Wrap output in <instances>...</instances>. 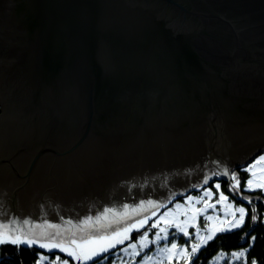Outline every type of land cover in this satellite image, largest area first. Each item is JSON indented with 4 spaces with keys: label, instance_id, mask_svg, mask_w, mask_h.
<instances>
[{
    "label": "water",
    "instance_id": "obj_1",
    "mask_svg": "<svg viewBox=\"0 0 264 264\" xmlns=\"http://www.w3.org/2000/svg\"><path fill=\"white\" fill-rule=\"evenodd\" d=\"M1 111L0 223L148 221L264 150V0H0Z\"/></svg>",
    "mask_w": 264,
    "mask_h": 264
},
{
    "label": "snow or ice",
    "instance_id": "obj_2",
    "mask_svg": "<svg viewBox=\"0 0 264 264\" xmlns=\"http://www.w3.org/2000/svg\"><path fill=\"white\" fill-rule=\"evenodd\" d=\"M242 170L248 173V178L244 184V191L251 192L258 190L264 193V154L260 155L258 158H254L253 162L249 163ZM219 174L228 175L229 173L225 170ZM212 175H217V173L213 172ZM208 180L209 177L206 176L204 178V184H207ZM231 180L233 183L231 184L230 191L238 192L241 184L238 174L233 173L231 175ZM215 188L219 190L220 185L216 184ZM212 196L213 192L209 189L203 193V197L195 198V203H192L194 198L189 196L188 208H184L183 205L177 204V210L184 209L183 213H181L185 216L183 221L166 220V217L173 215V213L165 212L156 223L151 225L152 228H157L160 221H165L169 226L175 227L177 233H182L184 237L192 236L188 231L189 227L195 228L194 238L191 239L190 243L186 241L185 246L180 247L173 240L170 245L165 243L164 246L159 249L162 257L167 258V264H173L174 260L177 264H179L180 261H183V264H191L201 248L205 247L210 241H213L219 233L233 232L236 229L243 228L246 216L249 214L248 210L244 206H234L233 203L229 202V198L222 192L216 203L223 205V218L207 215L205 216L203 228L196 225L195 222L198 215L204 214L210 208H215L214 204L208 203V200H203L204 197L211 199ZM242 199H247L250 205L253 204L251 198L242 196ZM201 200H203L205 206L203 208H197L196 204L201 203ZM147 205L152 208L163 206L157 205L151 200L147 201ZM143 208L144 204L142 203L140 209ZM133 211H138V209H133ZM189 213L191 214L189 215ZM251 213V221L253 223L257 222L258 217L256 215L255 206L252 207ZM155 214V212L152 213V215ZM146 222L147 218L109 231L108 229L111 228V224H100V218H97L96 223L93 224L91 218H89L79 226L78 231L81 233L79 236L70 229L65 230V232L70 233V235L65 236L64 232H62L57 225L47 226L53 229V232L42 231L37 234L33 228L39 226L30 227L25 231L22 227L15 226L14 223H0V245L10 244L17 247L26 246L29 248L38 245L41 249H59L60 252L67 253L69 257H72L75 261L79 262V264H88V262L94 261L95 258L101 257L102 254L109 253V251L115 249L117 245H123L126 240L130 239L129 234L132 230H138V227L142 228ZM261 222L264 223V219H262ZM24 224L27 225L28 221H24ZM97 225L99 226L97 227ZM90 229H94V231ZM161 233L164 235H161ZM248 235L249 234L245 232L242 239L248 237ZM173 237L175 238V234H173ZM161 240H168V229L166 227L159 228V231L155 235V239L152 241L148 240V233L145 232L138 241L140 250L137 249L136 243H130L120 251L128 253L132 257H136L140 255L141 250L148 247L149 243H158ZM255 240L256 237L252 236L250 240H248V248H244L241 251H233L230 254L222 253L221 258L223 259L226 256L230 257L229 264H236V262H239V264H249L247 256ZM152 259V256L145 255V264ZM45 262H47V264H57V262H59V264H69L68 260L61 261L59 256L55 257V261H51L43 254L38 257L36 264H45ZM97 264H99L98 261ZM157 264H163V260L157 261ZM250 264H258V262L253 259Z\"/></svg>",
    "mask_w": 264,
    "mask_h": 264
},
{
    "label": "rangeland",
    "instance_id": "obj_3",
    "mask_svg": "<svg viewBox=\"0 0 264 264\" xmlns=\"http://www.w3.org/2000/svg\"><path fill=\"white\" fill-rule=\"evenodd\" d=\"M1 113H2V111L0 112V114ZM262 154H264V150L262 152L256 154L247 163L241 164V165L235 167L234 169H232V171L230 173V180L228 178H225V177H214L211 181H209L207 184H203L200 188H191L185 193L176 195L167 204H165L162 208H160L156 212L155 215L150 217V219L146 222V224L142 228H140L137 231H133L130 234V239L129 240H126L123 245H117V247L115 249H111L109 251V253L102 254V256L99 257L97 259V261L99 262V264H145L144 257H145V255H149V256H152L153 259L151 261H147L146 264H157V261H159V260H163V264H167V258L166 257H162L161 253L159 252V249L161 247H163L165 243H168L170 245V243L173 242V240H174L175 243L178 244V246H180V247L185 246L186 241H188L190 243L191 239L194 238L195 228L189 227L188 231H189L190 234H192V236L191 237H184L182 233H177V230H176L175 227L169 226L165 221H160L157 228H152L151 225L153 223H156L159 220L160 216L164 215L165 212L173 213V215H170V216L166 217V220H173V221H177V222L178 221H183L185 219V216L183 214H181V213H183L184 209L182 208L180 210H177L176 209V205L180 204V205H183L184 208H188L189 207V202H188V197L189 196L194 198L192 203H195V198L203 197V193L205 191L209 190V189H211L212 192H213L212 198L208 199L207 197H204L203 200H208V203L214 204L215 208L214 209L210 208L204 214L197 216L195 223H196V225L198 227L203 228V225L205 223V216H207V215H212L214 217L219 216V217L223 218V211H222L223 205L216 203V201L219 199V195H220L221 192L225 196H227L229 198V202L233 203L234 206H244L248 210L246 205L238 204L237 202H235L234 199L231 198V196L228 195L227 193H224L221 188H219V190H217L216 188H211V187H208V186H209V184L214 182V180L216 181V179H225V180L229 181L230 183H233L232 180H231V175L235 172V170H237L239 168L243 169L249 163L253 162L254 158H258ZM216 184H218V183H215V185ZM215 185H214V187H215ZM230 188H231V186H230ZM194 190L199 191V193L191 194V192L194 191ZM230 192L232 194L238 196L239 199H242V196L246 197L243 194H241L240 191H238V192L230 191ZM203 200H201V203L196 204L197 208H203L205 206ZM242 201H247L248 202L247 199H242ZM190 214L191 213H189V215ZM263 219H264V217H263ZM161 227H166L168 229V240L167 241L161 240L158 243H149L148 247L143 249V250H141L140 251V255L136 256V257H132L128 253H124V252L120 251L121 249L127 247V245L130 244V243H136L137 244V249L140 250V246H139V243H138L139 238L145 232H147L148 233V240L152 241V240L155 239V235L159 231V228H161ZM173 234H175V238L173 237ZM161 235H164V234L161 233ZM133 237H134V239H133ZM35 246L38 247V245H35ZM47 251L48 252H53L54 255L52 256ZM129 251H131V250H129ZM41 254L47 256L49 258V260H51V261H55V257L59 256L61 258V261L68 260L69 264H71V262H72L71 259H72L76 264H79L72 257H69L67 255V253L60 252L59 249H54V250L43 249V251H40L39 256ZM225 259L228 260V264H229L230 257L226 256L225 258L222 259L221 258V254H218L211 261L210 264H222ZM97 261H95L93 264H97ZM89 263L91 264V261L88 262V264ZM45 264H47V262H45ZM57 264H59V262H57ZM173 264H177V262L174 260ZM179 264H183V261H180Z\"/></svg>",
    "mask_w": 264,
    "mask_h": 264
},
{
    "label": "trees",
    "instance_id": "obj_4",
    "mask_svg": "<svg viewBox=\"0 0 264 264\" xmlns=\"http://www.w3.org/2000/svg\"><path fill=\"white\" fill-rule=\"evenodd\" d=\"M234 173L238 174V178L241 181L239 191L244 196L251 198L253 204L250 205L247 201H242L238 196L232 194L229 191L232 183L225 179H216V181L214 180L208 187L215 188V183H218L222 191L230 195L235 202L246 205L249 214L245 219V224L243 228L236 229L233 232L219 233L213 241H210L205 247L201 248L191 264H210L218 254H230L233 251H241L244 248H248V240H250L252 236H255L256 240L252 244L247 256L249 264L253 259H255L258 264H264V223L261 222L264 217V193L258 190L251 192L244 191V184L248 178V173L243 172L242 168L235 170ZM197 193H199L197 190L191 192V194ZM253 206L256 208V215L258 217L255 223L251 221V209ZM245 232L249 235L242 239ZM40 251H43V249L37 246L29 248L26 246L17 247L10 244L0 245V264H36ZM48 253L52 256L54 255L53 252ZM98 258L91 261V264L97 261ZM71 261V264H76L72 259ZM222 264H228V260L225 259ZM236 264H239V262H236Z\"/></svg>",
    "mask_w": 264,
    "mask_h": 264
}]
</instances>
